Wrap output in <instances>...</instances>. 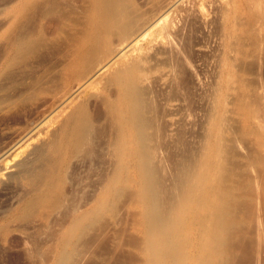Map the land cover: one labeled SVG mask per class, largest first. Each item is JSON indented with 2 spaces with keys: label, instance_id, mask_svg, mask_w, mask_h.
I'll return each instance as SVG.
<instances>
[{
  "label": "rangeland",
  "instance_id": "rangeland-1",
  "mask_svg": "<svg viewBox=\"0 0 264 264\" xmlns=\"http://www.w3.org/2000/svg\"><path fill=\"white\" fill-rule=\"evenodd\" d=\"M158 1L0 0V152L43 115L50 127L27 136L24 160L11 152L0 163V264H264V0L252 10L257 0H225L224 18L223 6L196 0L206 23L174 15L186 61L176 89L169 77L172 87L150 86L168 65L157 35L116 68L131 65L124 81L152 88L149 113L159 114L148 116L158 119L148 140L137 143L132 128L122 140L133 113L115 71L49 118ZM85 124L91 140L80 142Z\"/></svg>",
  "mask_w": 264,
  "mask_h": 264
},
{
  "label": "bare ground",
  "instance_id": "bare-ground-1",
  "mask_svg": "<svg viewBox=\"0 0 264 264\" xmlns=\"http://www.w3.org/2000/svg\"><path fill=\"white\" fill-rule=\"evenodd\" d=\"M202 1H204V2H207V3H212V4H214V3H216V4H218V5H221V6H223L224 8H222L221 7V9H220V14H219V17H222V18H224V17H226L227 15H228V11H229V7H228V5H227V3H228V1L226 2L225 0H202ZM250 1V0H249ZM253 1V3H254V0H252ZM258 1L259 2H261L262 0H257V3H258ZM196 2V0H159L158 1V4H157V6L156 5H154V6H156L154 9H152L154 6L152 5L151 7L152 8H150V10H153V12H151V11H149V12H151L150 13V15L148 16V18H146V20H144L143 22L142 21H140L139 23H141L140 25H138V26H136V28L132 31V32H129L130 34H128V35H126V36H124L123 38H121L111 49V53H110V55L108 56V57H106V58H104V60H102V61H100V62H97L96 63V65H94L95 67L91 70V72L90 73H87L88 75L87 76H85V78L82 80L81 79V81H78L73 87H72V89L70 88V91L69 92H67L66 94H64L65 96H63V97H61L59 100H55L56 101V103H55V107L49 112V118H51L52 119V117H55L58 113H60L62 110H64L65 109V107H68V105L70 104V102L74 99V98H77L78 96H80V94L85 90V89H87L89 86H90V84L93 82V81H100V80H104L105 78V80H107V78L109 77V76H111L112 74H113V72H114V74L112 75V77H110V78H112L113 79V77H115V79L117 78V77H119L120 79H121V77H123V81H124V76H125V72H126V69H128L129 67H131V63L129 64L130 66L129 67H126V69L125 68H118L117 70H116V68L117 67H119L120 66V64H123V63H125V60L131 55V53L134 51V50H136L138 47H139V45L140 44H142V42L147 38V37H154L155 35H157L158 37H159V41H158V39L157 40H155V41H157L158 42V45H160V47H162V48H164L163 49V51L165 50V53L167 54V57H166V63H168V65H167V70H163V72L161 73L160 72V75L156 78L157 79V81H155L154 83L153 82H150V81H152V80H150L149 79V81L148 82H150L151 83V87L153 86V84H155V87H156V85L157 84H159L160 86H166L167 88L168 87H172V86H175V80H177V78L175 77V75L176 74H174V73H177V72H179V64L182 66L184 63H182L181 64V62H184V61H182V60H179L180 58H178V56L180 57L181 55H179L180 54V48L182 49V44H178L177 42L179 41V43H180V39L182 38H179V40L178 41H176V38H177V36H178V34H179V30H178V32H177V30H176V32H175V29H176V24H174V23H176V22H174V20H175V18H174V20H173V17H174V15H177L178 13H180L179 11H182V12H185V14L188 12V11H191V12H193V14H196V15H198L199 16V19H200V21H202L203 23H206L207 21H208V17L206 16V14L203 12V9L201 8V7H198V4L197 3H195ZM239 2V1H238ZM247 2H248V0H247ZM255 2H256V0H255ZM262 2H264V1H262ZM154 4V3H153ZM247 4V3H246ZM260 4H264V3H260ZM229 5H231V1L229 2ZM252 5H254V4H252ZM259 5V3L257 4V6H256V4L254 5V6H252V8H250V10H252L253 9V7H256V9H260V7L258 6ZM248 6H251V5H248ZM259 7V8H258ZM264 7V6H263ZM231 9V8H230ZM249 9V8H248ZM262 10L261 11H259V12H263V8H261ZM256 11V10H255ZM148 12V13H149ZM252 12V11H251ZM250 12V13H251ZM190 13V12H189ZM188 13V14H189ZM256 14L258 13V12H255ZM254 14V13H253ZM256 14L255 15H253L252 17H254V18H256V20L259 18H257V17H255L256 16ZM183 15V14H182ZM189 15H192V14H189ZM261 14H259L258 13V15L257 16H260ZM181 16V15H180ZM264 16V15H263ZM263 16H261V17H263ZM169 17H172L171 19H169ZM185 17V16H184ZM181 18V17H180ZM187 18V17H186ZM186 18L184 19V20H186ZM182 19V18H181ZM188 19V18H187ZM176 20H178L177 18H176ZM184 20H178V21H184ZM264 21V20H263ZM258 22H262V21H260L259 19H258ZM257 22V23H258ZM259 23V24H260ZM262 24H264V22L262 23ZM177 25H178V22H177ZM181 25V24H180ZM182 26V25H181ZM255 26H259V25H255ZM179 27V26H178ZM260 27V26H259ZM179 28H181V27H179ZM183 28V27H182ZM261 28V27H260ZM262 29V28H261ZM182 30V29H181ZM256 32H258V28H256ZM263 30H264V28H263ZM260 31V30H259ZM183 32V31H182ZM263 32V31H262ZM180 35H181V33H180ZM258 35H259V32H258ZM261 35V34H260ZM179 37V36H178ZM154 41V42H155ZM149 44V43H148ZM148 44H147V46H148ZM146 45V44H145ZM150 45H152V44H150ZM157 45V46H158ZM179 45H180V47H179ZM144 46V45H143ZM153 46V45H152ZM155 46H156V42H155ZM146 47V46H145ZM155 49V47L153 46V47H151V50H153V52H152V54H153V56H154V53H155V51H154V49ZM162 48H161V50H160V48H157V50H160V51H162ZM156 50V49H155ZM156 50V51H157ZM159 51V52H160ZM183 51V50H182ZM149 52V51H148ZM151 52H149L150 54H151ZM158 52V53H159ZM257 52V51H256ZM149 53H148V55H149ZM182 53V52H181ZM257 53H259V51L257 52ZM145 54V53H144ZM147 54V53H146ZM145 54V55H146ZM151 54V55H152ZM160 54V53H159ZM255 54V53H254ZM260 54V53H259ZM258 54V55H259ZM143 55V54H142ZM151 55H149L148 57H152ZM161 55V54H160ZM164 56V55H163ZM257 56V55H256ZM256 56H254L255 57V59L254 60H256V62L258 61L257 59L258 58H256ZM131 57V56H130ZM253 57V58H254ZM134 57H133V55H132V59H133ZM136 58V57H135ZM144 58V57H143ZM142 58V59H143ZM146 59H147V56L145 57ZM155 57H153V59H154ZM165 58V57H164ZM164 58H162V59H164ZM182 58H184V56H182ZM157 60H162V59H159V58H156ZM134 60V59H133ZM252 61L253 62V64H254V62L255 61ZM129 61V60H128ZM127 61V62H128ZM136 61V60H135ZM135 61H133L132 63H134ZM141 61V60H140ZM139 61V62H140ZM178 61L180 62L179 64H178ZM136 62H138V61H136ZM160 62V61H159ZM186 62V61H185ZM259 62V61H258ZM163 63V62H162ZM165 64V63H164ZM258 64V63H257ZM257 64H255L254 66H256ZM133 65V64H132ZM135 65V64H134ZM134 65H133V67H132V69L133 68H135L134 67ZM188 65V64H187ZM124 65H122V66H120V67H123ZM128 66V65H127ZM185 66H186V63H185ZM185 66H182V67H185ZM259 66H261V65H259ZM259 66H256L257 68L259 67ZM181 67V68H182ZM190 66L188 65L187 66V68H189ZM189 69H192V70H194L192 67L191 68H189ZM260 69V68H259ZM131 70V68H129V71ZM129 71L127 70V72H128V75L130 74L129 73ZM135 71V70H134ZM133 71V72H134ZM186 71H188V69L186 70L185 68L183 69V71H182V69H181V73H185ZM256 71V70H255ZM188 72H193V74L191 73V75H190V73L188 74L189 76H190V78L191 79H193V80H195L194 78H196V76L194 77V78H192L191 76L193 75H195V71H188ZM259 73V72H258ZM148 74V73H147ZM174 74V77H172V75ZM86 75V74H85ZM117 77H116V76ZM131 75H132V71H131ZM158 75V74H157ZM156 75V76H157ZM183 76H184V74H182ZM185 75H187V73L185 74ZM259 75V74H258ZM155 76V77H156ZM171 76V77H170ZM177 76H180L179 74L177 75ZM182 76V77H183ZM130 77V76H129ZM154 77V78H155ZM169 77V78H168ZM182 77H180V79L182 78ZM258 77V76H257ZM138 78V77H137ZM149 78V77H148ZM165 78H168V80H166V83H168V81H169V79L170 80H172V78H173V84H172V86H169L170 84H168V86L166 85V83H165ZM174 78H176L175 80H174ZM259 78V77H258ZM257 78V80H259ZM114 79V80H115ZM126 79V78H125ZM139 80H142V78L140 79V77L138 78ZM137 79V80H138ZM146 78H144L143 80H145ZM113 80V81H114ZM138 80V81H139ZM192 80V81H193ZM261 80V79H260ZM132 82H133V80H131ZM131 81H129V83H131ZM175 81V82H174ZM179 81L180 80H177V82H178V85H179ZM197 81V80H196ZM196 81H193V82H196ZM100 82H102V81H100ZM108 82H111L112 84H115L116 82H118V85L119 84H122V82H121V80L119 81V79H118V81H114V82H112V81H109L108 80ZM120 82V83H119ZM126 82V84H127V81L125 80L124 81V83ZM156 82H157V84H156ZM256 82H258V81H255V83ZM104 83V82H103ZM140 83V82H139ZM147 83V82H146ZM150 83H148L147 84V86L150 84ZM198 83H200L199 81H198ZM198 83H196V84H198ZM112 84H110V85H112ZM125 84V85H126ZM134 84V83H133ZM131 85V87H130V85L129 84H127V86L125 87V89L126 88H128V86L130 87V94H129V96H130V98H128V99H130V101H129V105H130V107H128L129 109H130V111H131V113H133L131 116L133 117V119L132 120H130V121H128L127 120V122H126V124H125V126H124V133H123V137H122V140L124 141V143L126 142V139H127V137H126V134H125V129H130V128H132L135 132H134V139H136L137 141H139V142H137V143H142V142H144V141H146V140H148V137H147V129L148 128H150L151 126H150V124H151V122L155 119H153V117L151 118V116H150V118L152 119H148V116H149V114L150 115H158L159 113V111L157 110L156 112V114H151V113H149L150 111H149V108H150V106H151V108H150V110H152V99L151 100H149V98H148V96H146V94H145V91H150V92H153L152 91V88H151V90H146L145 88H141V89H137V87H135L136 85L134 84V85ZM257 84V83H256ZM259 84H261L260 82H259ZM264 84V83H263ZM109 85V86H110ZM138 85V84H137ZM144 85H145V83H144ZM143 84H142V87L144 86ZM176 85H177V83H176ZM177 85V86H178ZM194 85H195V83H194ZM258 85V84H257ZM108 86V85H107ZM113 86H115V85H113ZM122 86V85H121ZM134 86V87H133ZM160 86H158V87H160ZM195 86H199V85H195ZM260 85H258V87H259ZM117 87H119V86H117ZM166 87H165V89H166ZM199 87H201V85L199 86ZM120 88V87H119ZM135 88V89H134ZM138 88H139V86H138ZM157 88V87H156ZM198 88V87H197ZM260 88H261V86H260ZM264 87H262V89H263ZM124 89V90H125ZM142 89H145V90H142ZM155 89V88H154ZM161 89V88H160ZM164 88H163V90H165ZM174 89H176V86H175V88ZM200 89V88H199ZM123 89H121V91H122ZM128 90V91H129ZM202 90V87H201V89H200V91ZM256 90H257V88H256ZM121 91H120V93H121ZM154 91H156V89L154 90ZM175 91V90H174ZM199 91V90H198ZM262 91V90H261ZM261 91H260V93H261ZM119 92V91H118ZM123 92V91H122ZM125 92V91H124ZM150 92H149V95H151V94H153V93H151L150 94ZM255 92V91H254ZM256 92H258V91H256ZM263 93H264V91H262ZM91 93H93V92H91ZM90 93V94H91ZM127 93H125L126 95H127ZM84 94H85V92H84ZM125 94H121V95H123V97H124V95ZM255 94H258V93H255ZM262 94V93H261ZM91 95H93V94H91ZM148 95V94H147ZM154 95H156L155 94V92H154ZM259 95V94H258ZM257 95V96H258ZM153 96V95H152ZM263 96V98H264V95H262ZM91 97V96H90ZM92 97H95V96H92ZM91 97V98H92ZM123 97H122V99H123ZM79 98V97H78ZM90 98V99H91ZM259 98V97H258ZM87 99V98H86ZM90 99L88 98V101H90ZM121 99V100H122ZM154 99H156V98H154ZM257 99V98H256ZM92 100H95V99H92ZM91 100V101H92ZM123 100H125V98L123 99ZM263 100V99H262ZM83 101V100H82ZM86 101V100H85ZM126 101H128V100H126ZM148 101L150 102V103H148ZM175 101V100H174ZM264 101V100H263ZM84 102V101H83ZM82 102V103H83ZM95 102V101H94ZM94 102H92L93 104H94ZM177 102H178V99H177ZM260 101L258 100V102H256L257 104H259L258 105V107L260 106V103H259ZM87 103V102H86ZM96 103V102H95ZM97 103H98V101H97ZM128 103V102H127ZM127 103H125V104H127ZM150 104V105H146V104ZM262 103V102H261ZM88 105V104H87ZM180 104H177L176 103V101H175V103H173L171 106H172V110H177L178 109V106H179ZM263 105V104H262ZM125 107H127L126 105H124ZM149 106V107H148ZM67 109H69V108H67ZM262 109H264L263 107H261V112L263 111ZM71 110V109H70ZM259 110V109H258ZM125 111H126V109H125ZM257 111V110H256ZM47 112H48V110H47ZM63 112V111H62ZM128 113V112H127ZM130 113V112H129ZM130 113V114H131ZM147 113H148V115H147ZM262 114V113H261ZM263 114H264V112H263ZM47 115V116H48ZM129 115V114H128ZM42 116V115H41ZM47 116H45V117H47ZM263 116V115H262ZM261 116V117H262ZM43 117H44V115H43ZM41 118L40 117V119L41 120H38V122L32 127H30L29 128V130H25L24 132H22L17 138L18 139H16L15 141L16 142H14V143H10V145L9 146H6L5 148H3V150H1V152H0V163L3 161V156H5L6 154H10L11 152L12 153H15L14 155L15 156H17V155H21V154H19V153H21L20 152V150H22L21 149V144L22 143H24L25 142V140L28 138V141H29V138L31 137V136H33V138L34 137H36V138H38V137H40V134L42 133V132H44V131H47L50 127H49V120H45V118ZM260 117V116H259ZM130 119H131V117H129ZM128 118V119H129ZM257 118H258V116H257ZM39 119V118H38ZM48 119V118H47ZM126 119V118H125ZM157 119V118H156ZM254 119V118H253ZM85 120V119H84ZM83 120V121H84ZM150 120V121H149ZM156 121H158V119L157 120H154V122H156ZM253 121V120H252ZM88 122V121H87ZM149 122H150V124H149ZM258 122V121H257ZM89 123V122H88ZM176 124L174 125V123H171V125H173L174 127L177 125V121L175 122ZM252 123V122H251ZM260 123H261V121H260ZM259 123V124H260ZM264 119H263V122L261 123L263 126H264ZM81 124H84L83 122H81ZM155 124L156 123H154V126H155ZM158 124V123H157ZM251 125V124H250ZM150 126V127H149ZM153 126V127H154ZM262 126V127H263ZM80 128H78L79 130L77 131V133H76V136H77V138L78 139H80V142H89L90 140H91V126H88V125H80L79 126ZM158 127V126H157ZM261 127V126H260ZM251 128V127H250ZM264 128V127H263ZM77 129V128H76ZM263 132V131H262ZM261 132V133H262ZM31 134V136L30 137H27L28 135H30ZM33 134V135H32ZM263 136V135H262ZM150 137V136H149ZM35 138V139H36ZM34 139V141H36ZM42 139V138H41ZM31 140H33V139H31L30 138V141ZM29 141V143H31ZM234 144V143H233ZM23 145V144H22ZM79 146V145H78ZM28 153V152H27ZM22 156V158L24 157L23 156V154L21 155ZM18 157V156H17ZM25 157H28V155L27 156H25ZM24 157V158H25ZM24 158L22 159V160H24ZM21 160V161H22ZM5 169H7V166H6V168ZM251 171H252V169H251ZM250 171V172H251ZM249 172V171H248ZM253 173H255V171L253 172ZM259 173V172H258ZM261 173H262V171H261ZM260 173V174H261ZM250 174V173H249ZM252 174V173H251ZM256 174V173H255ZM255 174H253V175H251V176H254ZM257 175V174H256ZM262 176H263V174H262ZM258 179V178H257ZM257 179H254V180H257ZM255 182V181H254ZM256 182H258V181H256ZM253 184H255V183H253ZM249 187V186H248ZM257 187V186H256ZM258 188V187H257ZM257 188H254V189H257ZM260 188H262V186H260ZM259 190V189H258ZM260 191V190H259ZM263 191V190H262ZM261 193V192H260ZM263 193H264V191H263ZM262 193V194H263ZM259 195V194H258ZM256 197V196H255ZM261 197V196H260ZM264 196H262V198H263ZM257 199V198H256ZM262 200H264V199H262ZM257 202V201H256ZM261 202V201H260ZM258 203V202H257ZM261 203H259V205H260ZM263 204H264V201H263ZM256 205H258V204H256ZM255 205V206H256ZM259 207V206H258ZM257 206H256V209L255 210H259V209H257L258 208ZM263 207V206H262ZM252 208H255V207H252ZM261 208V207H260ZM264 209V208H263ZM262 210V209H261ZM260 210V211H261ZM252 211V210H251ZM264 211V210H263ZM253 212V211H252ZM255 212V211H254ZM249 213V212H248ZM262 213V212H261ZM250 214V213H249ZM252 214V216L253 215H255V218H256V216H258V215H256V214H254V213H251ZM260 214V213H259ZM263 215H264V212L262 213ZM261 215V214H260ZM254 218V217H253ZM250 219H252V218H250ZM260 219V218H259ZM261 220V219H260ZM258 222H260V224L259 225H257L258 227L262 224V222L261 221H259V220H257ZM254 222V221H253ZM264 223V222H263ZM261 226H263V225H261ZM257 229H259L260 230V228H257ZM256 229V230H257ZM258 231V230H257ZM261 231H262V229H261ZM260 232V231H259ZM259 232H257V233H259ZM260 239V238H259ZM261 241V240H260ZM259 242V241H258ZM264 244V243H263ZM259 245H262L261 243H259ZM264 248V247H263ZM262 248V249H263ZM261 249V250H262ZM264 251V250H263ZM263 251H261V252H263ZM262 254V253H261ZM69 257V256H68ZM152 257V256H151ZM154 257V256H153ZM72 258V257H71ZM155 258V257H154ZM152 259V258H151ZM156 260V259H155ZM157 260H158V258H157ZM156 260V261H157ZM158 262V261H157ZM162 263V262H161ZM66 264H68V263H66ZM155 264V263H154Z\"/></svg>",
  "mask_w": 264,
  "mask_h": 264
}]
</instances>
